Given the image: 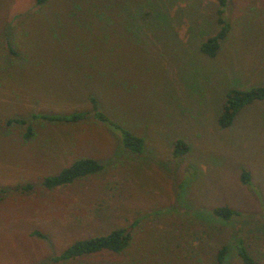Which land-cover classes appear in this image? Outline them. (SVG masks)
I'll return each instance as SVG.
<instances>
[{
    "label": "rangeland",
    "instance_id": "obj_1",
    "mask_svg": "<svg viewBox=\"0 0 264 264\" xmlns=\"http://www.w3.org/2000/svg\"><path fill=\"white\" fill-rule=\"evenodd\" d=\"M222 25L216 54L203 53ZM255 86H264V0H0V264H209L223 245L241 264L233 237L264 264V99L218 125L228 90ZM91 96L143 138L139 153L95 118ZM73 111L87 116L32 117ZM14 117L26 124H7ZM81 157L103 169L41 186ZM223 205L239 214L217 218ZM117 227L131 233L121 252L59 257Z\"/></svg>",
    "mask_w": 264,
    "mask_h": 264
},
{
    "label": "trees",
    "instance_id": "obj_2",
    "mask_svg": "<svg viewBox=\"0 0 264 264\" xmlns=\"http://www.w3.org/2000/svg\"><path fill=\"white\" fill-rule=\"evenodd\" d=\"M42 2L43 0H38ZM220 7H224L227 0H216ZM221 14V9L218 11ZM222 23V19H218ZM227 27L222 25L219 31L213 36L209 37L201 44V51L209 56H214L219 49L220 40L227 34ZM264 99V86H255L249 89L231 88L228 90L226 97L222 103L221 111L218 115V125L221 128L229 127L236 114L240 109L256 100ZM91 111L95 118L103 123H107L117 129L121 144L129 151L139 153L144 145V140L128 129L113 122L106 114H104L97 105V100L94 96L90 97ZM87 116V111H73L71 113H55L44 114L34 113L33 118H41L45 120H53L64 123H75ZM7 124L25 125L24 118H9L6 120ZM31 127L27 125L25 137L31 136ZM188 150L187 144L178 139L175 141L173 154L181 156ZM103 169V164L93 157H81L74 160L68 167L63 168L60 172L54 175H49L43 178L41 186L47 189L66 185L73 182L77 178L99 173ZM240 180L243 184H247L250 180V173L247 170H242ZM26 189L32 188L31 185H25ZM213 214L223 220H229L233 216L239 214L236 209L227 205L217 206L213 208ZM32 235L45 238V235L38 230L32 231ZM131 233L127 227L113 228L105 234H99L92 237L78 239L70 243L59 255L62 259H73L82 255L93 254L100 251L121 252L130 243ZM232 243L236 248L237 255L240 258L241 264H256L255 259L248 251L244 241L241 237H233ZM228 247L221 246L215 255V260L209 264H231L227 260Z\"/></svg>",
    "mask_w": 264,
    "mask_h": 264
}]
</instances>
